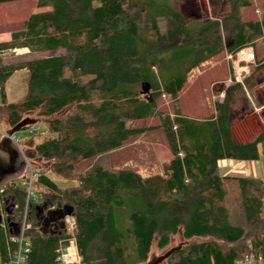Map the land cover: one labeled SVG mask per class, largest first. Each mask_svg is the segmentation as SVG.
Instances as JSON below:
<instances>
[{"label":"trees","instance_id":"obj_1","mask_svg":"<svg viewBox=\"0 0 264 264\" xmlns=\"http://www.w3.org/2000/svg\"><path fill=\"white\" fill-rule=\"evenodd\" d=\"M14 1L19 0L0 4ZM34 3L48 10L29 14L22 29L10 34L11 41L44 42L46 49L53 46L63 53L0 63V85L16 70L28 73L20 100L7 103L0 88V121L9 129L35 114L48 137L33 143L31 136L20 144L49 173L75 184L60 188L35 170L36 187L42 190H35L37 198L27 205L30 252L24 264H56L55 245L65 237L64 205L73 208L83 264H143L152 244L165 249L175 236L181 247L163 264H233L250 252L264 255L262 181L219 172L223 160L253 162L261 155L264 162V131L245 143L234 142L231 135V104L249 80L223 88L222 99L210 104L205 118L183 114L177 106L192 70L220 61L223 52L255 49L264 31V9L258 18L245 20L241 11L251 0H220L219 14L211 18L185 16L171 0ZM263 60L257 59V70ZM210 74L208 81L197 77L198 84L223 82L227 70L224 66ZM142 83L150 86L151 102L140 95ZM202 94V107L208 108ZM162 96L171 101L172 115L157 111L155 102ZM152 118L158 120L154 127L131 126ZM148 129L163 134L170 154L161 174L141 177L130 169L99 166L74 174V163L118 149ZM228 180L239 192L244 227L227 219ZM24 202L21 181H8L0 195L5 224L4 230L0 227V263L13 249L7 239Z\"/></svg>","mask_w":264,"mask_h":264},{"label":"rangeland","instance_id":"obj_2","mask_svg":"<svg viewBox=\"0 0 264 264\" xmlns=\"http://www.w3.org/2000/svg\"><path fill=\"white\" fill-rule=\"evenodd\" d=\"M173 4L188 16L193 15L211 18L217 15L219 10L220 0H171ZM95 5V2H94ZM264 9V0H251V5L245 10H242L243 19L253 20L260 16ZM48 8H35L34 0H19L14 2H7L0 4V63L1 65H15L19 62L36 59L45 56H57L63 53L62 50H54L53 46L46 49V43L35 42L27 44L24 41H16L15 43H8L10 41L9 35L14 31H19L23 27V23L27 16L31 13H41L47 11ZM160 31L163 32V24L159 23ZM254 48V47H253ZM254 55L258 60L264 56V31L260 39L255 42ZM224 57V55H222ZM241 55L236 54L232 56L230 62H234V66L246 67L244 79L249 82L243 87L242 93L235 96L234 102L231 104V113L233 116L231 130L233 140L237 143H245L252 141L260 132L264 131V110L258 111L257 107L264 104V67L257 70V59L253 62L244 64L240 58ZM224 60V59H223ZM264 61V60H263ZM220 61L218 63H211L205 65L201 69L192 70L187 76V84L185 89L181 92L177 100V106L181 113L195 118H205L208 113H211L212 106L210 105L220 93L222 89L229 86L233 80L230 71V76L227 74L226 81L220 85L210 86L211 83L198 84L197 77L211 78L213 70H221L226 63ZM202 71V72H201ZM251 75V78L248 77ZM28 73L26 70L14 71L0 88L5 94L7 103H14L25 95L26 82ZM234 82V81H233ZM256 82H261L256 84ZM202 91L207 95L208 108L203 109L204 97ZM213 97V98H212ZM195 98L197 99L195 102ZM156 109L162 114L172 115L171 101L162 96L156 100ZM206 103V102H205ZM199 104L200 108L197 106ZM196 106V107H195ZM27 117L35 119V114H29ZM158 124L156 118L145 121H135L131 124L133 128L154 127ZM35 126V133L21 130L16 135L20 141H23L31 136L33 143H37L42 139L48 137L45 126L41 122L33 124ZM37 127V128H36ZM7 125L0 121V131L6 130ZM29 130V126H27ZM38 132V133H37ZM22 156L27 160L30 167L36 171H43L45 174L55 182L60 188L73 186L74 181L57 178L47 171V167L42 162L35 160L29 156V152L20 144ZM170 159V154L167 149L163 134L159 130L148 129L135 138H131L124 142L118 149L98 155L96 157L80 160L74 163V174H81L91 167L99 166L107 170L130 169L138 173L141 177L161 174L162 165L167 163ZM231 165L223 168L219 167V172L222 175L231 177H253L262 181L264 189V162L260 155L257 161H231ZM233 164V165H232ZM28 167V166H27ZM26 172V170H25ZM29 173H25L18 180L26 179ZM15 179V178H14ZM226 186V196L224 198V207L227 212V219L229 223L235 226L244 227L243 212L240 203L239 192L232 181H224ZM31 190H42L36 187L35 180L32 181ZM179 238L172 237L169 245L162 250H158L152 244L148 259L151 256H158L165 250L177 245ZM147 259V260H148ZM163 264V263H162Z\"/></svg>","mask_w":264,"mask_h":264},{"label":"built area","instance_id":"obj_3","mask_svg":"<svg viewBox=\"0 0 264 264\" xmlns=\"http://www.w3.org/2000/svg\"><path fill=\"white\" fill-rule=\"evenodd\" d=\"M236 54L241 55L242 62L244 64L253 62L254 60V53H253V47L252 46H246L243 47L241 50H239ZM231 75H232V84L239 83L242 84V80L244 78V73L246 71V67L237 66L234 64L231 68ZM37 128V127H36ZM6 130L0 131V140L2 138L7 137ZM34 132L35 133V127L29 126V130L27 132ZM38 133V132H37ZM12 145H14L17 150L19 151L20 155L22 156V150L20 148V140L16 134L10 135L7 137ZM24 163L28 164L27 168L25 169V173H29V176L26 177V179L20 180L21 186H23L25 190V202L23 210L20 212L19 218L17 220V223L15 224V232L14 234H10L8 236V241L13 244V249L7 251V257L4 263L0 264H24L28 254L30 252V232H31V224L28 221L27 216V205L30 201H33L37 198L36 194L31 190V184L32 181L36 179L37 174L35 170L30 167L27 160L22 156ZM21 178V177H19ZM18 179V178H15ZM6 184V183H5ZM4 184V185H5ZM4 185L0 187V195L3 191ZM261 210L262 214L264 216V200L261 204ZM63 226L65 229V237L60 238L55 245V258L54 262L56 264H83L82 258L78 253V250L76 248L75 243V223L73 216H67L63 217ZM0 227L4 230L5 224L2 218L0 217ZM233 264H264V255L262 254H256L253 252H250L243 256L241 259L235 260Z\"/></svg>","mask_w":264,"mask_h":264},{"label":"water","instance_id":"obj_4","mask_svg":"<svg viewBox=\"0 0 264 264\" xmlns=\"http://www.w3.org/2000/svg\"><path fill=\"white\" fill-rule=\"evenodd\" d=\"M150 86L147 83H142L140 86V95L146 102H151L152 98L149 93ZM36 123V120L26 117L22 119L15 126L9 128L6 131L8 136L17 134L27 126H32ZM7 136V137H8ZM5 137L0 140V187L14 178L22 177L25 174V169L28 164L24 163L22 156L17 148L11 144L9 139ZM73 208L68 205H64L61 208V216H71ZM181 244H177L158 256H151L143 264H162L174 251L178 250Z\"/></svg>","mask_w":264,"mask_h":264},{"label":"crops","instance_id":"obj_5","mask_svg":"<svg viewBox=\"0 0 264 264\" xmlns=\"http://www.w3.org/2000/svg\"><path fill=\"white\" fill-rule=\"evenodd\" d=\"M9 38H10V35H9ZM22 41V40H21ZM16 41H11V38H10V41L8 42V43H15ZM253 51H255L254 50V48H253ZM222 55H224V57L222 56V59L220 60V61H225L224 63H226V65H224L225 66V68H226V70H227V74H228V68H230V71H232L231 70V68H232V65L233 64H235L234 62L232 63V62H230V60L232 59V56H235L236 55V53H233V54H226L225 52H223V54ZM254 57H255V59H257L256 58V56L254 55ZM240 58H241V56H240ZM224 59V60H223ZM220 61H218V62H220ZM218 62H214V63H218ZM197 71H198V69H197ZM228 76V75H227ZM230 76V75H229ZM228 76V77H229ZM227 78V77H226ZM224 81H226V79L224 80ZM224 81L222 82V81H213V82H211V87L212 86H214V85H220L221 83H224ZM231 85V84H230ZM222 97H223V93H220L215 99H212L211 101H220L221 99H222ZM213 98V97H212ZM257 109H258V111H261V110H264V104H262V105H260L259 107H257ZM144 134V133H143ZM231 135H232V130H231ZM232 139H233V136H232ZM234 141V140H233ZM235 142V141H234ZM237 143V142H236ZM230 163H232L230 160H223V161H220L219 162V167L220 168H223V167H225V166H229V165H231ZM225 165V166H224ZM233 165V164H232Z\"/></svg>","mask_w":264,"mask_h":264}]
</instances>
